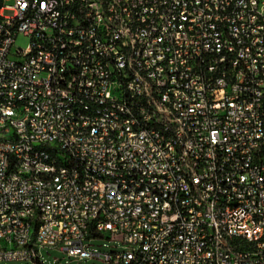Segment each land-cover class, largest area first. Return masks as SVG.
Listing matches in <instances>:
<instances>
[{
    "label": "built area",
    "instance_id": "obj_1",
    "mask_svg": "<svg viewBox=\"0 0 264 264\" xmlns=\"http://www.w3.org/2000/svg\"><path fill=\"white\" fill-rule=\"evenodd\" d=\"M0 239V264H264V0H0Z\"/></svg>",
    "mask_w": 264,
    "mask_h": 264
},
{
    "label": "bare ground",
    "instance_id": "obj_2",
    "mask_svg": "<svg viewBox=\"0 0 264 264\" xmlns=\"http://www.w3.org/2000/svg\"><path fill=\"white\" fill-rule=\"evenodd\" d=\"M59 135L62 138H70V131L67 126H59ZM85 171L88 175H95V181L101 183H107L109 185H118L119 177L114 173H102V167H94L92 163H85ZM41 185L45 191H53L63 185V174L54 173L53 180L49 178H41ZM121 191H129V184H121ZM26 218H34V221H41V212H35V210H27ZM114 243H119L117 239H104ZM0 250H4V240L0 239Z\"/></svg>",
    "mask_w": 264,
    "mask_h": 264
},
{
    "label": "rangeland",
    "instance_id": "obj_3",
    "mask_svg": "<svg viewBox=\"0 0 264 264\" xmlns=\"http://www.w3.org/2000/svg\"><path fill=\"white\" fill-rule=\"evenodd\" d=\"M5 13L10 14L11 12L6 11ZM27 43H28L27 38H25L23 36H19L15 42L16 45L21 46V47H25L27 45ZM104 246L109 247V248H118V247H120V244L104 240ZM42 253H43V259L45 261V264H55V261H54L55 258L62 259L63 264H103V263L98 262V261H88L87 262L84 260L81 261L80 263H76L75 261L70 262L69 258H67L63 253H61L60 251H58L56 249H54V250L44 249V250H42ZM10 264H19V263L16 262V263H10Z\"/></svg>",
    "mask_w": 264,
    "mask_h": 264
}]
</instances>
